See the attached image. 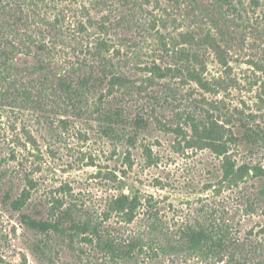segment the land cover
Instances as JSON below:
<instances>
[{"label":"rangeland","instance_id":"374dc122","mask_svg":"<svg viewBox=\"0 0 264 264\" xmlns=\"http://www.w3.org/2000/svg\"><path fill=\"white\" fill-rule=\"evenodd\" d=\"M94 1L97 0H2L0 37L7 41L5 44L10 50L12 46L15 50L10 54L11 65L0 72V264H46L32 250L33 233L23 227L18 212L14 211L11 202L14 181L21 186L26 179L35 183L31 189L33 201L58 195L59 187L69 184L80 201L98 206L112 193L104 178L109 166L115 165L109 158L111 153H116V164L122 160L120 143L112 144L96 126L97 113L92 110L97 106V96H84L89 112L82 113L81 120L86 123H73L68 132L56 129L57 119L66 113L54 89V76L66 73L76 79L86 72L98 60L96 42L103 40L108 49L102 54L111 59L114 71H125L132 84L136 81L139 85L145 83L146 77L141 68L157 53L158 35L183 43L180 33L200 31L199 35L216 36L218 32L209 17V9L214 8L211 9L214 13L219 11L213 7V0H103L97 8L93 7ZM235 2L246 27L243 23L235 27L236 37L224 55L228 62L226 68L232 77L240 78L242 88L230 90L226 96H206L210 100H224L227 108H233L236 101L252 106L255 94L246 89L248 82L264 79V20L259 9L264 0ZM121 16L125 17V23L120 26L98 28L101 19L113 21ZM153 20L154 29L150 26ZM199 35L195 41L187 39L179 47L199 55L195 63L197 67H204L205 77H216L224 68L207 41L199 42ZM250 61L257 62L260 68L254 69ZM39 63L43 65L42 70H36ZM155 81L168 83L166 89H160L161 95L176 88L182 93L197 91L193 82L179 78ZM24 88L30 89L29 99L21 94ZM126 96L140 101L129 94ZM165 110L159 113L161 123L177 121L172 117L175 113ZM198 114L194 115L195 119ZM179 123L187 130L188 138V127L183 119ZM175 137L167 126L157 122L150 125L141 142L151 147L156 164L147 166L143 155L133 156L131 168L124 166V172L117 174L127 183L125 191L131 185L152 194L166 206L172 205L170 211H175L178 223L185 220L191 207L197 206V200L208 202L214 210H224L225 221L231 224L233 243L240 242L246 234L264 244V215L260 210L244 212L236 187H229L227 183L216 186L220 193L210 201L215 197L214 189H205L204 185L218 183L215 166L218 160L208 149L187 148L186 142ZM9 187L11 198L7 199L4 194ZM259 191L264 199V181L259 182ZM61 254L64 253L56 254L53 264H94L95 261L94 256L79 260ZM209 261L194 257L187 264H209Z\"/></svg>","mask_w":264,"mask_h":264},{"label":"trees","instance_id":"16d2710c","mask_svg":"<svg viewBox=\"0 0 264 264\" xmlns=\"http://www.w3.org/2000/svg\"><path fill=\"white\" fill-rule=\"evenodd\" d=\"M213 1V7L219 11L214 13L211 10L214 8L209 9V17L218 31L216 36L199 35L200 31L180 33L179 36L185 44L187 39L195 41L197 35L199 42L207 41L224 68L216 77H205L204 67H197L195 63L199 55L180 48L183 43L172 42L173 38L167 40L163 34L158 35L156 55L141 68L145 72V83L137 85L134 81L132 84L125 71H114L111 59L102 54L108 49L103 40L96 42L98 60L88 66L86 72L76 79L66 73L54 76V89L64 104L63 113H66L57 119L56 129L68 132L73 123H86L81 120L82 113L89 112L84 96H97V106L92 110L97 113L96 126L112 144L120 143L122 160L116 164V153H111L109 158L115 165L109 166L104 178L112 193L98 206L80 201L69 184L59 187L58 195L45 199L38 197L33 201L31 189L35 188V183L26 179L25 185L21 186L14 181V199L11 201L14 211L18 212L23 227L33 233L32 250L46 264L55 263L59 252L79 260L94 256V264H187L188 259L194 257L205 262L212 259L209 264H264L263 243L246 234L240 242L233 243L231 224L225 221L224 210H214L212 204L197 200V206L191 207L185 220L178 223L175 211H170L172 205L166 206L162 200L131 185L129 191H125L127 183L117 175L124 172V166L131 168L136 154L144 156L147 166L156 164L151 157V147L141 139L148 133L150 125L157 122L186 142L185 147L206 148L218 160L215 165L218 183L209 182L204 185L205 189H214L215 196L220 193V189L216 190L218 184L234 186L244 212L259 209L264 215V199L259 191V182L264 181V79L249 81L247 88L245 85L255 94L252 106L236 101L233 108H227L224 100L206 97L226 96L228 91L242 88L238 82L240 78L232 77L226 68L228 62L224 54L230 51L231 41L237 33L235 27L244 22L243 17L235 0ZM102 3L103 0L94 1L93 7ZM2 6L0 0V10ZM259 9L264 20V3ZM97 11L99 13L100 9ZM129 22L130 19L126 23ZM121 23H125L124 16L113 21L101 19L98 28L114 29ZM150 26L156 27L155 20ZM164 28L162 25V30ZM5 42L0 37V72L11 65L10 54L13 48L15 50L14 46L10 50ZM24 47L29 49L25 43ZM250 62L254 69L260 68L257 62ZM37 69L42 70L43 65L39 63ZM168 78L193 82L197 91L191 89L182 93L176 88L161 95L160 89H166L168 83L160 84L155 80ZM21 94L25 99L31 97L28 88L22 89ZM126 94L140 101L129 100ZM162 109L175 113L172 117L177 121L161 123L159 113ZM195 114L199 115L197 119ZM181 119L189 129L188 138L187 130L179 123ZM49 124L53 127L54 123ZM4 198H11V187Z\"/></svg>","mask_w":264,"mask_h":264}]
</instances>
